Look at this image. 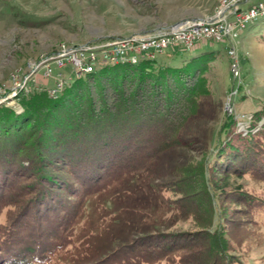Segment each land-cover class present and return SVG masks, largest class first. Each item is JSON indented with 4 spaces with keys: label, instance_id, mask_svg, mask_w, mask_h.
<instances>
[{
    "label": "rangeland",
    "instance_id": "1",
    "mask_svg": "<svg viewBox=\"0 0 264 264\" xmlns=\"http://www.w3.org/2000/svg\"><path fill=\"white\" fill-rule=\"evenodd\" d=\"M222 1L0 0V107L22 112L16 87L30 75L29 90H53L59 76L74 85L72 65L52 66L48 81L41 69L30 73L61 46L101 49L116 39L158 35L212 17ZM258 3L264 0L242 7ZM228 43L199 52L200 42L177 55V65L190 63L185 83L194 104L179 114L173 132L162 131L161 119L140 129L137 117L127 126L111 118L80 123L67 109L73 98L58 103L50 119L0 115V264L8 257L28 264H179L176 255L149 263L143 257L176 237L196 240L194 222L202 218L196 209L209 200L204 184L225 177L231 189L214 196L216 229L230 240L232 264H264V17L229 43L238 77ZM123 66L99 64L96 71ZM166 134L167 150L148 143ZM141 150V173L111 176L121 154ZM72 222L69 237L63 230Z\"/></svg>",
    "mask_w": 264,
    "mask_h": 264
},
{
    "label": "trees",
    "instance_id": "2",
    "mask_svg": "<svg viewBox=\"0 0 264 264\" xmlns=\"http://www.w3.org/2000/svg\"><path fill=\"white\" fill-rule=\"evenodd\" d=\"M207 44L215 43L204 42L203 47L196 50L204 52L202 49ZM180 53L184 54L185 51L179 49L170 51L165 54V59L162 61L156 62L153 59L140 58L138 61L122 64L124 65L122 69L112 67L107 71H95L81 77L72 86H64L56 97H50L48 92L35 88L29 93L20 91L16 93L17 95L15 94V97L16 102L22 107V112L18 113L12 108L0 107V115L2 118L7 114L11 115V119L16 122L28 116H32L35 121L45 116L50 119L53 115V109L58 103L73 98V107H67V109L74 110L72 112L74 119L82 120L80 123H83V119L86 118L94 120L111 118V124L112 121L121 119L127 126L130 124L129 119L137 117L141 121V125H138L140 129L145 121L161 119L164 128L162 131L173 132L177 128L176 123L182 122V119L180 121L179 119L183 115L179 118V114L188 112L187 108L194 104V96L191 95L192 93L185 83V77L190 72V63L183 61L181 65H177L176 59ZM229 119L233 123V118L229 116ZM148 127L153 128L150 124ZM166 135L148 143H151L152 148H156L154 150L165 151L171 144L170 135ZM247 153H249L248 150ZM120 158L119 165L111 168L112 177H126L133 173H141L144 170L146 158L144 150L139 153L121 154ZM212 185L204 184L205 194L209 200L206 203L203 202L202 206L196 209V213L200 214L202 218L194 223L202 234H197V239H193V241L189 237L174 238L175 243L166 244L164 251L162 249L160 251L158 247L161 254H145L143 259L146 263L152 262L153 258H166V256L170 258L176 255L179 264H232L230 240L223 230L216 229L220 220L217 216L214 200L216 192L222 194L225 190L231 189L230 181L225 177L218 184ZM70 215L69 213L65 215L67 223L71 220ZM69 224L68 227H64L63 232H68L69 237H71L72 230H74L73 222ZM153 253L155 252L153 251ZM28 261L26 258H22V261H13L11 257L3 259V262L7 264H28ZM122 263L128 264L125 261Z\"/></svg>",
    "mask_w": 264,
    "mask_h": 264
},
{
    "label": "built area",
    "instance_id": "3",
    "mask_svg": "<svg viewBox=\"0 0 264 264\" xmlns=\"http://www.w3.org/2000/svg\"><path fill=\"white\" fill-rule=\"evenodd\" d=\"M247 4L248 0H226L222 2L212 17L189 23L196 24V31H185V24H179L170 28L171 38L166 40H157V35L148 37L132 36L128 37L129 45H121V39H116L114 40L115 48H107V44L106 50L88 46V53H75V60L68 63H58V56L62 55V52H71V48H63L61 46L56 53L40 60L30 73L33 76L41 69L43 70L42 80L46 79L48 81L52 74V66L64 69L67 65H72L74 73L78 77L81 69L98 66L106 61H138L140 58H156L175 49L189 52L200 42H213L223 45L227 42L233 43L236 42V33L241 30L243 23L252 22V15L255 13L264 14V3L248 5V13H241L240 5ZM225 48L227 49L228 57L232 61V73L238 77L239 62L236 52L230 44ZM65 83L59 76L55 80V89L46 90V92H48L50 97H54L65 86ZM42 85L44 84L42 83ZM16 88H19L18 92L28 93L34 87L29 90V88H22V85H19ZM40 90L44 91L42 88Z\"/></svg>",
    "mask_w": 264,
    "mask_h": 264
},
{
    "label": "bare ground",
    "instance_id": "4",
    "mask_svg": "<svg viewBox=\"0 0 264 264\" xmlns=\"http://www.w3.org/2000/svg\"><path fill=\"white\" fill-rule=\"evenodd\" d=\"M223 1H226V0H223ZM242 6L243 5H240V12L241 13H248V8L243 9ZM262 17H264V14L255 13V14L252 15V22L243 23L241 30H239L236 33V42L238 40L239 33L241 31H243L244 29L247 28V26L252 25L256 20H258L259 18H262ZM200 20H203V19H200ZM198 21L199 20L183 23V24H185V31H196V24H189V23H194V22H198ZM167 38H171V30H169L167 32L160 33V34L157 35V40H166ZM121 45H129V38L122 39L121 40ZM63 48H66V47H63ZM107 48H115V41L111 42V44L108 45ZM99 50H106V46L102 47ZM75 53H88V47L71 48V52H62V55L58 56V63H68L69 61L75 60ZM145 59H153V58H145ZM135 61L136 60L106 61L103 64H109V65L116 66V65H122V64H125V63H132V62H135ZM229 63L231 64V72H232V61L229 62ZM96 67L97 66H92V67H85V68L81 69V71L79 72L78 77H76V78L79 79V78H81V77H83V76H85L87 74H91V73L95 72L96 71ZM30 77H31V75L25 79V81L22 84V88L26 87V82L28 81V79ZM235 95H236V93H235Z\"/></svg>",
    "mask_w": 264,
    "mask_h": 264
}]
</instances>
